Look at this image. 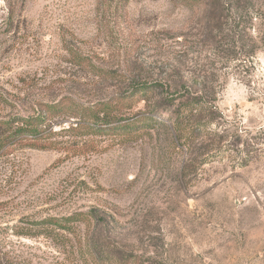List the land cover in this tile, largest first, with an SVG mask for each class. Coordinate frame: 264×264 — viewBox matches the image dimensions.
Returning a JSON list of instances; mask_svg holds the SVG:
<instances>
[{"label": "rangeland", "instance_id": "1", "mask_svg": "<svg viewBox=\"0 0 264 264\" xmlns=\"http://www.w3.org/2000/svg\"><path fill=\"white\" fill-rule=\"evenodd\" d=\"M236 2L130 0L114 20L115 0L25 1L17 28H0V92L12 99L0 119L38 99L89 103L145 85L122 116L155 120L76 134L64 119L53 148L0 158L4 250L23 264H264V138L246 165L229 151L234 130L264 129V0L238 2L247 33L230 26ZM184 85L202 89V109L175 128ZM91 208L89 223L63 220Z\"/></svg>", "mask_w": 264, "mask_h": 264}, {"label": "trees", "instance_id": "2", "mask_svg": "<svg viewBox=\"0 0 264 264\" xmlns=\"http://www.w3.org/2000/svg\"><path fill=\"white\" fill-rule=\"evenodd\" d=\"M26 0H5V14L0 22V28L4 31H11L17 28L19 19L22 17ZM130 0H115L113 8L114 20L118 17L125 18L127 16V4ZM186 5L199 6L201 0H184ZM241 0H237L229 6L232 11L231 22L232 28L239 32L247 33L249 29V21L246 20L244 14L248 13L247 7H241L238 12ZM245 11V13H243ZM209 25L221 31L222 22L217 20H208ZM218 31V32H220ZM68 49V48H67ZM77 61H81V56L77 55L72 49L68 50ZM84 60V59H83ZM193 86L184 85L188 95L185 105L177 107L175 110V128L185 127L184 122L191 119V115L195 110L202 109L201 93L202 89L192 91ZM205 86H203L204 88ZM147 86L137 85L131 92L124 95H114L108 99H102L94 102L83 103L70 95H62L55 101L35 100L30 111L12 117L0 119V158L9 156L18 148L28 147L33 149L53 148L56 142L52 140V136L56 134L55 125H61L64 119H71L66 125H62L60 130L74 132L76 134L89 133H127L137 128L152 125L155 119L150 115H140L132 119L125 118L122 114L128 109L134 107L142 98ZM8 95V94H7ZM0 92V103L11 104L12 99ZM10 95V94H9ZM182 97V96H181ZM197 107V108H196ZM193 129L192 124H190ZM188 127V125H186ZM261 138H264V129L252 134L251 131L237 132L234 130L229 138V151L235 156H240L241 164L246 165L252 157V153L263 144ZM96 208L88 211H78L65 217L67 223L86 222L97 219ZM58 220V219H57ZM55 220V221H57ZM61 220V219H60ZM89 221V222H88ZM59 228L68 229L69 227L57 224ZM18 235L25 234L16 232ZM100 245L93 244V249L100 251ZM104 253V251L102 250ZM0 264H23L17 255L11 254L3 249L0 242Z\"/></svg>", "mask_w": 264, "mask_h": 264}]
</instances>
